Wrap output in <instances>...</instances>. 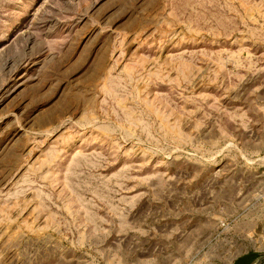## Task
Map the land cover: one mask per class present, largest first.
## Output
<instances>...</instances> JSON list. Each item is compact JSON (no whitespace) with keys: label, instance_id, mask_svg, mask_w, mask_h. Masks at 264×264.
<instances>
[{"label":"rangeland","instance_id":"374dc122","mask_svg":"<svg viewBox=\"0 0 264 264\" xmlns=\"http://www.w3.org/2000/svg\"><path fill=\"white\" fill-rule=\"evenodd\" d=\"M242 252L264 264V0H0V264Z\"/></svg>","mask_w":264,"mask_h":264},{"label":"trees","instance_id":"16d2710c","mask_svg":"<svg viewBox=\"0 0 264 264\" xmlns=\"http://www.w3.org/2000/svg\"><path fill=\"white\" fill-rule=\"evenodd\" d=\"M257 259V255L250 252L246 254L245 256L237 259L234 264H253L255 260Z\"/></svg>","mask_w":264,"mask_h":264},{"label":"crops","instance_id":"0c3cea01","mask_svg":"<svg viewBox=\"0 0 264 264\" xmlns=\"http://www.w3.org/2000/svg\"><path fill=\"white\" fill-rule=\"evenodd\" d=\"M249 240H250V238H248ZM249 240H248V243H249ZM246 255V253H244L243 254V252L242 253H240V255H238V256H236L234 259H233V262H232V264H234V262L237 260V259H239V258H241V257H243V256H245ZM226 258L225 257H220L219 258V262H221V261H223V260H225Z\"/></svg>","mask_w":264,"mask_h":264},{"label":"built area","instance_id":"2783aa9c","mask_svg":"<svg viewBox=\"0 0 264 264\" xmlns=\"http://www.w3.org/2000/svg\"><path fill=\"white\" fill-rule=\"evenodd\" d=\"M236 256L233 257V255L226 261V260H223L217 264H232L233 262V259L235 258Z\"/></svg>","mask_w":264,"mask_h":264}]
</instances>
